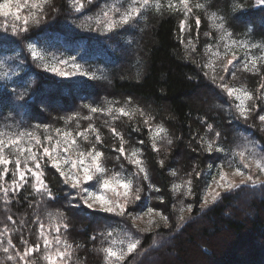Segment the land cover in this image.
Wrapping results in <instances>:
<instances>
[{"label": "trees", "instance_id": "16d2710c", "mask_svg": "<svg viewBox=\"0 0 264 264\" xmlns=\"http://www.w3.org/2000/svg\"><path fill=\"white\" fill-rule=\"evenodd\" d=\"M15 2L12 0V11H15ZM112 2L91 0L81 13H74L69 0H51L48 19L38 26L30 25L29 31L21 35L12 34L11 15L0 16V60L4 61L0 72H7V76L0 75V129L31 131L36 125H47L50 130L75 131L76 122L66 125L65 119L79 113L80 129L92 123L102 136L103 143L98 147L105 153L104 166L109 174L117 173L119 163L128 169V175L136 171L127 159H117L119 139L112 135L111 127L123 134L127 141L126 149H141L142 159L148 168V180L135 178L134 186L141 188V199L129 205V215L122 217L93 211L83 205L70 207V202L79 204V200L74 199L76 190L65 184L59 173L46 164L45 179L55 199L39 206L41 217L46 221L47 211L65 213L69 228L66 231L62 229V233L73 243L79 264H104L103 253L99 249L107 246L108 242L101 243L103 237L99 233L108 231L114 235L127 231L141 241L125 264H264V180L223 191L215 202L202 207L210 173L220 164L228 166V160L222 152L208 153L199 146L201 136L211 139L214 132L219 131V143L227 149L232 139L234 145L241 133L257 140L264 148V130L258 119L255 116L247 121L239 118L233 107V98L219 88V80L213 83L212 74L208 72L206 76L204 73L208 69L203 68L209 62L208 45L215 46L217 41L216 30L212 28L208 15L217 13L235 36L253 35L264 41V4L258 0H191L190 6L199 2L204 3L205 8H194L193 16L198 15L201 19L199 28L190 17L183 33L179 29L183 14L170 12L163 5L157 12L154 4L143 10L130 25L115 32L97 31L95 24L91 28L78 26L84 16L94 15L105 3ZM52 8L57 11L52 12ZM28 12V7H22L19 14L25 16ZM206 32H211V37H206ZM181 36L184 37L183 43ZM189 37L195 45L194 52L185 47ZM29 43L37 45L50 61L75 57L76 63L82 66L80 72L62 77L39 66L28 51ZM237 55L243 59L241 54ZM229 57L230 54L224 61ZM59 67L69 72L76 71L71 65ZM233 70L235 77L225 76L230 86L256 89L260 75L244 72L241 64ZM83 71L94 73L95 78L80 74ZM261 74H264V68ZM46 90H49L47 94L54 93L51 104L39 102ZM57 91L60 93H55ZM21 92H24L22 98ZM257 103L260 104L258 111L264 114V101ZM85 105L104 109L121 106L130 109L138 105L154 118V126L162 124L167 129L172 144L168 145L165 140L161 142L164 145L160 146L159 153L154 152L144 118L139 114L132 120L123 116L113 120L107 112L92 113ZM85 116L91 119H83ZM207 123L214 126L212 133L208 132ZM35 130L41 137L45 134L43 127ZM91 140L94 141V135ZM140 141L144 143L140 144ZM80 143L85 145V150L90 146L82 139ZM160 159L165 161L164 167L159 165ZM193 168L202 175L196 178L193 173L191 195L174 193L171 185L188 179L187 174L192 173ZM173 170L175 176L171 174ZM96 184L94 179L85 186L93 189ZM152 186L160 191H155ZM14 195L15 199L8 206L10 211H5L0 200V228L5 223L11 227L6 219L9 214L17 220L18 228L24 227L19 225L20 219L31 224L36 205L33 208L28 205L33 200L39 201V195L32 191L30 185ZM188 204L193 205L191 212L187 210ZM149 207L163 212L169 221L165 224L155 215L156 223L152 230L145 232L142 229L148 225H143L141 219L134 222L131 216H143ZM181 207L185 209L183 222L179 221ZM32 228L34 230L35 226ZM93 235L95 240L90 239ZM240 235L260 242L261 248L253 243L251 250L245 249L246 253L225 246L223 251H218L221 247L219 238ZM13 236L17 238L18 233ZM166 240L173 241L174 246L165 244ZM77 245L81 247L76 248ZM256 245L258 249H255ZM153 255L157 257L152 258ZM35 258L37 264H45L39 256ZM0 259H3L2 253Z\"/></svg>", "mask_w": 264, "mask_h": 264}, {"label": "snow or ice", "instance_id": "6c2138e0", "mask_svg": "<svg viewBox=\"0 0 264 264\" xmlns=\"http://www.w3.org/2000/svg\"><path fill=\"white\" fill-rule=\"evenodd\" d=\"M91 0H69L70 7L74 13H81L86 7L87 3ZM259 3L264 4V0H258ZM51 0H16L15 11H12V0H3L0 3V16L13 18L11 25V32L13 35H21L29 31L30 25H40L50 15L48 6H50ZM127 5L124 7V5ZM154 4L157 12L161 10L160 0H113L112 3H105L94 15L84 16L79 23L81 28H91L95 24V30H103L105 33L115 32L116 30L130 25L142 14L143 10H147ZM22 7H28L29 12L25 16H21L20 10ZM195 9L205 8L204 3H195L194 6H190V0H178V3H173L169 0L167 9L170 12H179L183 14V18L179 22L180 32L183 33L188 27V20L190 17L194 18L197 29L201 24V19L198 15L193 16ZM57 11L52 8V12ZM212 21V28L216 29L219 35V41L223 42V52L220 51L219 45H208V51L210 52L209 62L203 65V68L211 71V80L215 83L220 81L219 88L226 92L229 97H232L235 101L233 107L239 118L247 121L253 116L258 119L262 130H264V114H260L258 109L260 104L257 101H264V74H261L262 68H264V55L250 56L247 51L243 59L231 52V58H228L224 62V58L229 55V52L236 47L244 49L256 48V44H251L247 41H237L232 39V33L228 32L225 28L222 19L213 13L208 17ZM22 21L18 24L16 22ZM221 21V22H217ZM8 26L5 25V28ZM198 35V33H197ZM211 32H206V37H211ZM184 42V37L181 36V43ZM186 48H191L195 51V45L191 37L187 39ZM215 47V51L212 49ZM264 48V45H260ZM28 51L33 60L39 62V66L55 72L62 77H68L76 75L81 70V65L76 63L75 57H69L68 59L48 60L43 51L38 49L37 45L29 43L27 45ZM219 61V63H217ZM237 64L242 65L244 72L260 75V82L254 91L249 90L247 87H235L230 86L225 81V76L230 74L235 77L236 72L233 70ZM59 65H71L76 71L69 72L61 70ZM4 67V61L0 60V69ZM219 68L224 75L217 73ZM83 75H92L95 78L94 73L83 71ZM208 75V71L204 73ZM0 75L7 76V72H0ZM24 96V92L20 93V97ZM128 103H131V98L128 99ZM92 113L107 112L112 115V119L116 120L120 116L127 117L129 120L139 114L143 117V123L149 132V139L151 141V148L154 152L159 153L160 144L164 140L168 145L172 144V140L167 138V129L162 124L153 125V117L147 114L143 108L138 105L134 108L127 107H108L97 108L94 106L85 105ZM113 112L116 114L113 115ZM81 119L79 113H74L65 119L67 125L71 121L76 122V130L56 128L50 130L49 126L36 125L35 129L43 127L44 135H41L34 130H21V131H9L0 129V200H2L5 211H10L8 206L15 199L16 193L21 192L26 186L30 185L33 192L39 195L40 200H33L29 203V208H33V219L31 224L26 220L20 219L19 225L24 226L18 228L17 220L13 215H7L6 219L10 222L5 223L0 228V253L3 254V259H0V264H37L36 256L43 260L45 264H79L75 258V249L73 243L69 242L66 236L63 235L62 229L67 230L69 224L67 223L65 213L57 210L56 212L47 211L45 221L39 213V206L46 201H53L54 195L51 188L45 179L44 168L46 164H50L54 168L59 176L63 178V182L67 184L71 189L76 190V197L74 199L79 200V204L70 202V207H79L83 205L87 209L93 211H102L106 213H114L119 216L129 215V205H134L141 199V188L134 186L136 184V177H142L144 180L149 179L148 168L145 161L142 159V151L139 148L126 149V143L122 133L117 131L115 127L110 128V132L115 138L119 139V146L116 148L117 159L123 157L136 168L134 173H130L125 177L121 173H111L104 166L105 153L100 150L98 145L103 143L102 136L99 130L89 123L86 128L80 129L79 120ZM85 120H90L88 116L83 117ZM207 130L212 133L214 126L211 123H207ZM94 135V141L91 140V136ZM221 133L219 131L214 132V136L208 139L204 136L200 137V147L208 152H225L226 149L219 143ZM89 142L90 146L85 150L81 147L80 140ZM242 145H238L237 149L233 150L231 155L232 159L226 163L229 167H234V175L246 176L245 180H242L240 184L227 180V174L223 171L224 164L218 165L219 180L216 175L211 174V182L215 183L220 189L232 190L234 188H240L242 185L257 183V178L252 174L253 171H257L259 174H264V153L256 149L255 142L249 140L247 137L243 138ZM144 141H140L143 144ZM161 167H164L165 161L160 159L158 161ZM212 167L211 165L209 166ZM247 170V171H246ZM195 174L196 178L202 175V172H198L193 168L192 173H188V179L181 180L180 182L173 183L171 189L174 193L182 194L184 196L191 195L192 193V176ZM176 175L175 170L171 173ZM96 180L99 185V190H90L85 185L89 181ZM155 191L159 192L160 189L152 186ZM208 191H214L209 185ZM114 193L117 197L112 199L107 193ZM221 193L215 191L211 197V201L215 202ZM163 199L162 197L160 198ZM210 201L207 194L203 198L202 207H207ZM193 205L188 204L187 210L191 212ZM184 207L180 208L179 221H185ZM155 213L164 221L168 223V216L157 209L149 207L144 215H151ZM131 219H142V216L134 215ZM154 219L147 221L148 227L142 229V231L148 232L152 230ZM32 225L35 226L33 230ZM159 225H157L158 227ZM27 229V231H25ZM18 233L17 238L14 239L13 234ZM103 237L101 243L107 241V246L99 249L103 253L104 264H125L129 256L135 252L140 245L139 239L133 238L130 232L124 231L122 233L113 234L112 231L106 233H99ZM90 239L95 240L96 236L93 235ZM81 247L77 245L76 248Z\"/></svg>", "mask_w": 264, "mask_h": 264}, {"label": "rangeland", "instance_id": "374dc122", "mask_svg": "<svg viewBox=\"0 0 264 264\" xmlns=\"http://www.w3.org/2000/svg\"><path fill=\"white\" fill-rule=\"evenodd\" d=\"M160 2H161V5L167 7V5L169 3V0H160ZM172 2L173 3H178V0H172ZM211 15L212 14H210L208 16H211ZM215 15L218 16L217 13H215ZM209 22L212 25V21L210 19H209ZM217 22H221V21H217ZM222 22L224 23L225 28L227 29V31L233 34V32H231V30H230L229 25L224 20H222ZM246 32L247 31H245V34H246ZM216 34H217V41H216V44L215 45L218 44L219 45V48H220V51L223 52V42H220L219 41V35H220V33L217 30H216ZM231 38L234 39V40H237V41H247L249 43V45H251V44L254 43V44L257 45V47L256 48H248L247 50L244 49V48H241V47L233 48L229 52V54H230V57L229 58H231V52L232 51L236 52V54H241L242 57H244L246 51H247L248 55H250V56H260V55H264V48L260 47V45H264V41H262L260 38L254 37L253 35H251V36H248V35L247 36H235V35H232ZM212 50L215 51V47ZM209 59H210V55H209ZM226 60L224 62H226ZM217 63H219V61ZM208 72L211 73L210 70H208ZM217 73L219 75H224V73L219 68H217ZM48 91L49 90H46V91L42 92V95L43 96L40 98L39 102H43V104H48V103L51 104V103L54 102L53 101V98H54L53 94L54 93L53 94H47ZM55 93H60V91H57ZM55 105H58V104H55ZM235 134H237L236 131H235ZM168 137H169V135L167 134V138ZM245 137H247L251 141H254L255 142L256 149L259 150L260 152L264 153V148L261 146V144L257 140L253 139L252 137H249L246 133H241L240 135L237 136L238 139L236 140V142L234 143V145H233V139L230 142V144L227 145L228 149L226 147H224L223 145H221V146H223L226 149L225 152H222L223 157L225 159H227V160L232 159V155H231L232 151L235 150V148L237 149V146L238 145H242L243 144V142H244V139L243 138H245ZM164 141H162V142H164ZM159 144H160V146L164 145L161 142H159ZM81 147L84 149L85 148V145H81ZM223 171L227 174V180L228 181H231V182H234L236 184H240V182L242 180H245L246 179V176L234 175V167H229V166L224 167ZM121 172H122V174L125 177L128 176V169L123 164L119 163V165L117 166V173H121ZM211 174L216 175L217 180H219L218 168H215V170ZM252 174L254 175V177L257 178V183H259L260 181H263L264 180V174H259L257 171H253ZM248 184H246V185H248ZM209 185L211 186V189H213L214 191H208ZM90 190H99L98 183L96 184V188H93V189H90ZM215 191H219L221 193V192H223L225 190L218 188L215 183H212L211 182V178H210V182H209L208 186L205 189V192H204L203 197L207 194L208 200L210 202H212L211 201V197H212V195L214 194ZM107 195L110 196L112 199H116L117 198L115 196V194L114 193H111V192L107 193ZM155 215L156 214L153 213L151 215V217H150L149 215H144L143 214L142 219H141V221L143 222V225H148L147 224V221L150 218L151 219H154L155 218ZM250 240H251L250 237H248L246 235H240V236H236V237L235 236H227V237L224 236V237H221L218 240L219 243L221 244V247H219L218 251L221 252V251H223L222 249H225L227 247H230V248H233L234 247L235 249L237 248L238 250L242 251V253H246L245 249H247V250L250 249L251 250V248L253 246V243H256L257 245H259V248H261L260 247V245H261L260 242L253 241V240L250 241ZM166 243H169V244H171V246H174V242L173 241L172 242L171 241L168 242V240H166L165 241V244ZM257 245L255 246V249H258ZM223 246H225V248ZM155 256L156 255H153L152 258H154ZM249 258H252V257H249ZM158 259H159V257L157 258V260Z\"/></svg>", "mask_w": 264, "mask_h": 264}]
</instances>
